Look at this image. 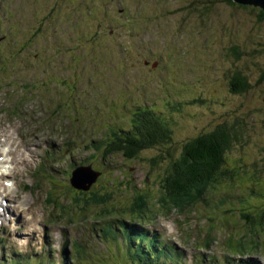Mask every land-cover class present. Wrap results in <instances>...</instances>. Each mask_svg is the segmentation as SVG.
<instances>
[{
	"label": "rangeland",
	"instance_id": "374dc122",
	"mask_svg": "<svg viewBox=\"0 0 264 264\" xmlns=\"http://www.w3.org/2000/svg\"><path fill=\"white\" fill-rule=\"evenodd\" d=\"M9 1L12 2L13 11L0 5V27L8 35L10 34L6 40L8 42L2 43L7 45V48L4 51L0 50V138L11 134L17 140L19 148L24 151L27 163L17 164L15 167V164L6 156L5 151L9 145L6 142L0 143V172L7 174L0 178L3 183L0 186V234L6 242L4 246L0 244V254H6L11 263L13 262L8 256L9 249L33 254V259L37 254L36 260H40L41 263L49 258L54 262L60 259L59 264H107L109 261L113 264H143L137 262L139 257L136 255L141 253L138 242L134 244L130 235L126 237L129 227L135 232L129 234L137 235L138 230L150 229L151 232L159 235L155 242L167 240L175 245L174 247L180 253L174 252L172 254L174 262L169 259L166 264H178L182 261V254H184L183 259H186L188 264H192L197 253L215 252L221 256L230 251L226 248V239L230 231L238 230L236 218L228 219L227 215H221L217 220L215 219V222L210 218L215 217V213L205 210L206 205L202 201L194 204L190 210L187 201L181 204H174L173 200L163 201L165 193L162 194L160 186L153 185L154 179L151 177L149 182H145L150 167L147 159L141 158L136 162H128L119 157L121 161L119 163L122 166L117 170L113 168L107 171L105 176L92 182L91 188L86 193L76 195V191H73L69 183V178L74 171V167L69 163L88 159L92 149L84 144L95 143L92 137L95 139L101 137L104 132L99 127L102 119L106 117L110 121L123 120L121 115H116L113 111L109 113L104 107L106 102L113 101L109 98L114 97L119 103L125 99L138 102L139 106L145 108V101H154L156 98L152 86H144L146 95L137 87L140 81L143 82V78L138 74L140 69L137 68L118 80L113 79L111 74L110 82L106 88H103V96L106 97L104 101L100 99L98 93L96 94L87 86L90 78L96 74V58L104 59L106 56H111V52L107 50L111 47L116 48L117 40L127 42L129 36L141 32L138 26L134 27L133 33L128 32L127 29L122 31L123 26H117L114 23L115 16L103 15L105 5L110 11L118 13L120 10L124 11L121 6L123 1L131 6L126 11L129 12L135 11L136 8L140 9L141 0H53L61 4L57 8L52 0ZM156 3V0H152L144 4L157 10L160 4ZM98 4H102L101 9ZM83 9L88 12L81 14ZM251 10L240 8L232 11L223 0H217L212 10L207 12L205 33L195 34L196 42L188 46L190 49L195 47L193 53L199 54L200 64L205 65L206 77L199 81L205 80L207 87L201 88L199 83L193 85V81L191 85L181 83L180 86L171 89L175 103L180 90L186 94L194 92L205 93L204 96H208L221 89L218 85L222 73L220 66H223L224 71L225 63L223 62L227 59L221 49L226 41L229 38L238 37L251 41L252 37L257 39L264 36V24L260 23L261 31H256L257 20L252 16ZM160 15L164 19L172 18L169 16L170 13H165L164 10L160 12ZM106 17L110 22L105 20ZM144 25L153 30H160L155 21H148ZM172 25L169 24V29ZM36 27H38L36 30L38 33L34 30ZM96 29L102 34L96 35ZM167 29L164 27V31ZM230 30L231 33L236 32V34L231 36ZM12 33H14L13 40ZM69 35L74 37L70 38ZM29 36L33 38L29 39ZM180 36H169L177 45L174 47L177 50V58L170 59L176 69L173 73L176 76L177 73L184 77L189 75L190 79H195L198 74L194 67L197 64L196 56L189 53L184 59L186 49L185 47L181 49L179 46ZM79 38H81L80 42L77 40ZM147 38L149 39L150 35ZM159 39L157 45L161 47L160 49L167 47L173 49L174 44L170 39L168 40L171 43L166 41L163 34H159ZM30 40L32 43L24 44ZM15 41L30 45L31 49L34 47L40 50L45 46L44 54L47 57L54 56L53 62L48 61V58L44 56H40L41 59L31 57L22 49H18ZM74 44L78 50L73 52L71 47ZM180 45H183V42ZM59 47L62 48V52L57 53L56 49ZM140 58L155 61L147 55H142ZM246 61L257 71V67L250 64V60ZM45 68L48 69L46 73H44ZM174 68L170 64L169 70ZM53 71L58 72L54 74ZM134 75L140 81H137ZM60 76H62L61 84H66L65 81H70L72 84L80 83L77 84L79 92L76 94L78 98L81 96L79 100L85 107L83 109V106H78V109L79 111L83 109L84 113H76L72 110L70 103L66 102L70 101L69 97L73 94L67 91L68 85L62 89L55 81V78L60 79ZM161 79L164 81L162 76ZM177 80L174 79L175 82ZM156 83H160V80L151 81L149 85ZM84 86L86 88H83ZM61 90L67 92L61 94ZM134 92L140 96L138 101H133L127 96ZM225 92L224 94L229 95L227 91ZM66 94L68 98L65 97ZM164 95L167 96V94ZM194 96V94L191 95V97ZM167 101L168 99L165 100ZM250 102L264 106V86L250 97ZM207 104L209 109L201 103H196L185 107L184 112H174L176 123L173 129L176 142L220 120L234 118L238 114L237 104L235 108L234 103L227 97L224 100L220 98V101L212 98V101ZM157 110L169 112L168 105H163ZM169 116L170 114L167 113L161 117H155L164 122L167 120L165 117L169 118ZM75 129L82 131V133L78 132L80 137L74 134ZM253 136H256L258 140L247 139L242 143L246 148L239 142L238 146L231 149L232 159L235 156H242L247 160L255 161L264 157V131L261 133L258 130ZM49 140L59 141L60 144L55 147L47 143ZM144 153V156L149 157L150 153ZM52 165L60 167L61 170L55 171ZM130 185H135L139 189L137 194L143 198L137 209L138 212L140 211L138 218L129 210L133 201ZM84 186L85 184H82V187ZM262 187L264 190V183ZM211 192H214L219 199L220 196L217 195H223L225 188L220 185L207 193L216 202L217 199ZM238 192L237 189L233 194ZM255 194L254 197H248L253 199L252 202L242 198L239 202L244 205L253 203L254 205L248 206L251 210L264 209V195L256 192ZM137 198L141 197H135V201ZM237 198L234 197L233 203ZM102 200L108 202L102 203ZM239 202L233 204L235 208L240 205ZM221 206L222 209L219 211L222 214L226 213L224 210L229 209L228 205ZM211 214L214 216L208 217ZM124 216H126L125 224L122 225ZM110 223L112 225L108 227ZM75 238L78 240L73 242ZM69 243L70 247L68 249L66 247L65 250V244L67 246ZM87 245L92 246L89 251H87ZM145 250H148L147 247ZM70 254L75 260L70 261ZM230 254L235 255V252ZM241 255L236 257L240 258ZM133 257L137 259L132 260ZM251 257L264 264L262 254L257 252ZM23 264H29V261Z\"/></svg>",
	"mask_w": 264,
	"mask_h": 264
},
{
	"label": "trees",
	"instance_id": "16d2710c",
	"mask_svg": "<svg viewBox=\"0 0 264 264\" xmlns=\"http://www.w3.org/2000/svg\"><path fill=\"white\" fill-rule=\"evenodd\" d=\"M146 1L152 0H141V3H139L141 8H136L135 11L129 12L126 11L131 6L122 1L121 6L124 8V11L118 12L116 23L121 24L128 32L133 33L135 26L139 27L148 21L157 22L161 31L150 28L147 32H150L152 38L156 41H160L159 34H163L169 43L172 41L169 36L181 35L179 42L180 44L183 42V45L179 44V46L181 49L183 47L186 49L184 59L187 58L189 53H193L195 49V47H192V49L188 48V46L196 42L195 34L205 33V15L217 3V0H175V2L174 0H156V4L160 5L156 8L157 10H154L149 5H146L148 2L144 4ZM223 1L227 3L232 11L233 9L240 8L241 10L252 9V16L257 20L256 31H261L260 23L261 25L264 24V8L262 6L255 5L249 1L246 3H237L235 0ZM53 4L56 8L61 6L60 3H55L54 1ZM98 7L101 9L102 4H98ZM81 8L83 7L81 6ZM162 10L165 13H170L169 16L172 18L164 19L160 15ZM109 11L110 9L105 5L103 15L111 14L114 16V13ZM86 12L88 11L83 9L80 13L84 14ZM256 16L258 17L257 19ZM105 20L110 22L107 17ZM169 24H173L170 29ZM164 27L168 29L164 31ZM34 30H38V27ZM234 34L236 32L231 33V36ZM238 38H229L224 47H222L221 52L224 53L227 59L223 62L225 63L224 71L223 66H220L222 73L219 77L218 85L221 86V89L208 96H204L205 93L196 94L190 92L186 94L180 90L177 96L178 100L175 103L174 94L171 89L180 86L181 83L191 85L193 81V85H198L199 83L201 88H206L207 86L205 80L199 81L206 77V71L204 63L200 64V55L197 53H193L197 61L194 67L198 72L195 79H190L189 75H187L186 79V77L178 73L176 76L173 73L174 70H169L170 64L174 67L170 59L175 60L177 58V50L174 49L177 45L173 41V49L170 47L166 48V50L169 49L171 51V54L166 55L165 58L155 53L151 55L148 52L149 57H154V62L151 59L135 60V52L132 50L139 44L137 41L130 44L124 42L119 43L118 48L121 45H126L119 55L109 60L106 57L100 59L101 62L95 67L96 74H93V77L97 79V82L102 88L110 82L109 77L111 74L113 79L118 80L123 76L125 77L128 69L130 70L132 68L140 69L139 72L143 74V80L154 72L152 76L153 80H160V83H156V87H154V90L158 91L155 100L149 101L146 108L143 106H139L137 109L132 108L126 99L119 103L116 98H109L113 101L106 102V106L104 105V107L109 113L113 111L116 115H121L123 120L110 121L106 117L102 119L101 124L99 123V127L104 130L102 136L96 141H93L95 143L84 144V146L94 151V153H90L88 162L96 170L107 169L110 171L113 168L117 170L122 166L119 163L121 162L119 157L128 162H136V160L141 158L147 159L150 167L148 169V178L145 182H149L151 177L154 179L152 180L153 185L160 186L162 194L165 193L163 196L165 200L163 201L173 200L172 203L174 204H181L187 201L189 210L194 207V204L202 201L206 205L205 210L207 209L208 212L215 213V217H210L214 216L213 214L208 216L211 220L215 221L221 215H227L228 219L236 218L235 221L238 230L236 232L230 231L226 239V248L230 251L223 253L221 256L215 252L197 253L195 261L192 264H259L251 257V255L257 252L262 254L264 258V209L253 208L251 210L248 206L254 205L253 203L244 205L239 202L242 199L256 196L255 192L264 195L262 187L264 183V157H260L259 160L255 161L247 160L242 156H235L233 159L231 157V149L238 146L237 143L240 142L242 144L247 139L258 140L253 135L258 130L261 133L264 131V106L250 102V97L264 86V36L257 39L252 37L250 38L252 39L251 41L241 38H239V41ZM253 40L256 41L252 44L251 42ZM49 42L52 41L49 40ZM17 46L18 49H22L23 51L27 47H30L25 52L31 57L35 56L41 59L40 56H44L48 58V61H52L51 59L54 58V56L47 57L44 54L45 46L40 50L34 47L31 49L32 46L22 45L19 42H17ZM164 59H166L167 63L163 61ZM246 60H250V64L256 66L257 71L249 66ZM185 62L188 61L185 60ZM163 71L164 81L161 79ZM60 78L62 80V76ZM175 78L178 79L176 82L174 81ZM68 82L65 81L66 84ZM60 85L65 84H61L60 82ZM73 88L76 90V84L73 85ZM67 91L72 92L73 90L68 89ZM225 91L229 95L224 94ZM164 94H167V96ZM192 94L195 96L191 97ZM73 95L70 96L71 98L69 97L70 101L66 102H69L72 108L75 107L78 109L81 102L76 93ZM65 97L68 98L67 94ZM226 97L234 103L235 108L237 104L236 110L238 114L234 118L220 120V122L214 123L212 126L198 130L193 134L187 135L185 138H181L180 141H175L173 129V125L176 123L174 118L175 111L184 112L185 107L192 106L196 103H201L205 108L209 109L207 103L212 101V98L213 100L220 101V98L224 100ZM100 99L102 101L106 99L102 92H100ZM166 99H168L167 102H165ZM72 102H74L75 106ZM120 105L125 106L124 108H120ZM163 105H168L169 112L157 110ZM167 113L170 116L169 118L165 117L167 120L164 122L156 118ZM110 115L113 116L112 114ZM242 146L245 147L243 144ZM144 152L150 153L149 157L144 156ZM100 156L101 158H99ZM113 158L115 159L113 160ZM127 182L129 181L127 180ZM220 185L225 188V193L223 195H217L220 196L217 199L215 193L211 192L213 197L217 199L215 202L207 193L217 189ZM130 189H132L130 194L133 197V201L129 210L134 212L137 217L140 212L137 209L142 203L141 200L143 198L137 194L139 189L135 185H130ZM237 189L239 192L233 194ZM73 191H76V195L77 193H84L75 189ZM135 197L141 198H137L135 201ZM234 197H238L235 203L239 202L240 205L236 206L237 208L231 205L232 207H228L229 209L227 211L224 210L226 213L222 214L220 212L222 209L221 205H227V203L233 202ZM252 200L248 199V202H252ZM107 202V200H102V203ZM123 224H125V218ZM111 225L110 223L108 227ZM129 226L132 225L129 224ZM131 229L129 227L128 235L131 236L132 242L135 244L137 241L138 246L141 248V253H137L136 255L139 257V259L136 258L139 263L166 264L169 259L174 262V258L172 257L174 252L180 253L174 247L175 245L167 240L155 242L158 240L159 235L151 232L150 229L138 230L137 235L129 234L135 233ZM0 244L4 246L2 237H0ZM146 247L148 249L147 251L145 250ZM230 252H235V255L230 254ZM238 254H242L240 258L236 257ZM12 255L14 256L13 262L14 260L24 261L27 258L25 254L21 255L17 253V250H13ZM183 256L184 254H182V261L178 264H188L187 260L183 259ZM8 261L9 258L6 255H0V264H8Z\"/></svg>",
	"mask_w": 264,
	"mask_h": 264
},
{
	"label": "bare ground",
	"instance_id": "6f19581e",
	"mask_svg": "<svg viewBox=\"0 0 264 264\" xmlns=\"http://www.w3.org/2000/svg\"><path fill=\"white\" fill-rule=\"evenodd\" d=\"M3 131V130H2ZM5 131V130H4ZM1 136V135H0ZM7 139V140H5ZM2 142H6L8 145H9V148L5 151L6 152V156L11 160V162L13 164H15V167H17L16 165H20L21 163H24L25 162V157H24V151L19 148V145L17 144V140L11 135L9 134L7 137L5 138H0V143ZM26 143V142H25ZM28 144V143H27ZM38 147H36L37 149ZM51 149V148H49ZM37 151V150H36ZM49 152L47 151V154ZM29 157V156H28ZM49 157V156H48ZM51 159V158H50ZM50 159L48 160L49 162ZM53 160V159H52ZM55 162V161H54ZM27 163V162H25ZM50 165V164H49ZM27 168V167H26ZM52 169H56L55 171H60L61 168L60 167H54V165H52ZM58 174V173H57ZM4 175H7L6 173L4 172H0V178H3ZM3 183L2 181H0V186H2ZM4 198V197H3ZM16 232V231H15Z\"/></svg>",
	"mask_w": 264,
	"mask_h": 264
},
{
	"label": "flooded vegetation",
	"instance_id": "af4514ba",
	"mask_svg": "<svg viewBox=\"0 0 264 264\" xmlns=\"http://www.w3.org/2000/svg\"><path fill=\"white\" fill-rule=\"evenodd\" d=\"M0 5L4 6V7H7L8 9H10L11 11H13V9L11 8V5H12V2H10L9 0H0ZM121 11V10H120ZM113 13H116V12H113ZM118 14V13H116ZM116 20L117 18L114 20V22L116 23ZM13 34H11V39L13 38ZM10 35V34H9ZM9 35L7 34V32H5L1 27H0V50L1 51H4L6 48H7V45H2L3 42H5L7 40V38L9 37ZM30 38H33V36H29V39ZM13 40V39H12ZM8 42V41H6ZM17 43V41H15ZM140 42V41H138ZM29 43H32V41L30 40L29 42L27 43H24V44H29ZM23 45V44H22ZM157 48H151V53H155L161 57H165L166 55H170L171 54V51L168 49V50H163V49H160L161 47L159 46H156ZM30 49V47L27 49L24 50L25 51H28ZM164 75V71L162 73V76ZM125 105H123L122 107H124Z\"/></svg>",
	"mask_w": 264,
	"mask_h": 264
},
{
	"label": "water",
	"instance_id": "95a60500",
	"mask_svg": "<svg viewBox=\"0 0 264 264\" xmlns=\"http://www.w3.org/2000/svg\"><path fill=\"white\" fill-rule=\"evenodd\" d=\"M237 1H239V2H247V1H249L251 3H254L255 5H260V6H262L264 8V0H237ZM74 184L80 186L79 183L76 180H74Z\"/></svg>",
	"mask_w": 264,
	"mask_h": 264
}]
</instances>
